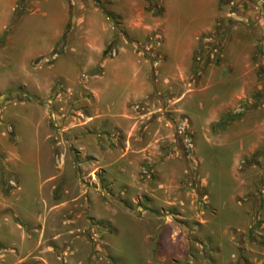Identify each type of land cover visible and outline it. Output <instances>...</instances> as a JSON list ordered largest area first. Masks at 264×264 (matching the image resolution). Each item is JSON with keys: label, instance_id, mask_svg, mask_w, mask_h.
I'll list each match as a JSON object with an SVG mask.
<instances>
[{"label": "rangeland", "instance_id": "obj_1", "mask_svg": "<svg viewBox=\"0 0 264 264\" xmlns=\"http://www.w3.org/2000/svg\"><path fill=\"white\" fill-rule=\"evenodd\" d=\"M201 1L16 7L0 32V264L23 236L25 264H264V32L232 47L264 0H221L217 44L188 61L174 37Z\"/></svg>", "mask_w": 264, "mask_h": 264}, {"label": "crops", "instance_id": "obj_2", "mask_svg": "<svg viewBox=\"0 0 264 264\" xmlns=\"http://www.w3.org/2000/svg\"><path fill=\"white\" fill-rule=\"evenodd\" d=\"M220 1L221 0H202L200 5L198 4V10L195 11V14H192L193 16L190 21V23L192 24V28L191 30L188 31V35L186 36L183 35L182 33H179V30L176 33L174 37L175 39L174 45L176 46L177 51L183 53L188 61L193 56L197 48V45L199 43V40L202 38V36L207 34H212L216 30V23L219 19H221L219 12ZM18 3L19 0H0V17L2 16L0 18V32H4L7 29V27L10 25L11 21L13 20L14 13ZM6 12L7 14H5ZM196 20H197V24H196ZM258 22H259L258 25H255L253 27L254 28L253 31L245 28V25L241 24L239 26L240 29L234 31L235 35H233L234 36L233 39H234V43L237 44H233L232 47L238 46L239 44L241 45L242 42L240 43L239 39L243 40L244 45L255 46L258 41V38L255 35L264 32L263 30H261L264 29V16H262V20H259ZM254 30H256V32ZM238 31H244L247 33L252 32V34L250 36L247 35L244 37L239 35ZM247 40H250L251 43L248 42ZM238 78L240 79L241 77ZM28 244H29V236H23L20 243L15 245L12 244L11 246L9 245L5 246L3 249L5 250L9 249L10 251L14 252L13 257L19 258L17 259L16 264H25L26 262L27 263L29 262L30 253H28L29 250L26 249V254L24 253V256L20 260L19 255L22 252H25V249L20 250V248L23 246L25 247Z\"/></svg>", "mask_w": 264, "mask_h": 264}, {"label": "trees", "instance_id": "obj_3", "mask_svg": "<svg viewBox=\"0 0 264 264\" xmlns=\"http://www.w3.org/2000/svg\"><path fill=\"white\" fill-rule=\"evenodd\" d=\"M231 2V1H230ZM23 5V0H19V3H18V7H21ZM20 16V13H17L13 19V23H16L18 18ZM217 38H219V34L215 33V34H207V35H203L201 40L199 41V45H198V48H197V51H196V55H198L199 53H202V51L204 50L205 48V43H204V40L205 39H212L213 43H212V46L215 47V40H217ZM65 39H66V36L63 35L62 38H61V41H60V44H63L65 42ZM220 48L218 47V50Z\"/></svg>", "mask_w": 264, "mask_h": 264}]
</instances>
